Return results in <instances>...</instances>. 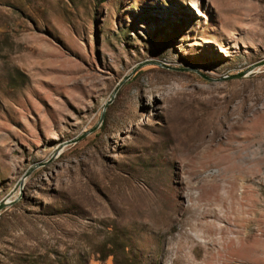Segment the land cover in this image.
I'll use <instances>...</instances> for the list:
<instances>
[{
    "label": "rangeland",
    "instance_id": "374dc122",
    "mask_svg": "<svg viewBox=\"0 0 264 264\" xmlns=\"http://www.w3.org/2000/svg\"><path fill=\"white\" fill-rule=\"evenodd\" d=\"M11 200L0 264H264V0H0Z\"/></svg>",
    "mask_w": 264,
    "mask_h": 264
},
{
    "label": "water",
    "instance_id": "95a60500",
    "mask_svg": "<svg viewBox=\"0 0 264 264\" xmlns=\"http://www.w3.org/2000/svg\"><path fill=\"white\" fill-rule=\"evenodd\" d=\"M14 202L15 200L5 201V202L0 203V210L11 206Z\"/></svg>",
    "mask_w": 264,
    "mask_h": 264
},
{
    "label": "bare ground",
    "instance_id": "6f19581e",
    "mask_svg": "<svg viewBox=\"0 0 264 264\" xmlns=\"http://www.w3.org/2000/svg\"><path fill=\"white\" fill-rule=\"evenodd\" d=\"M25 181V180H24Z\"/></svg>",
    "mask_w": 264,
    "mask_h": 264
}]
</instances>
